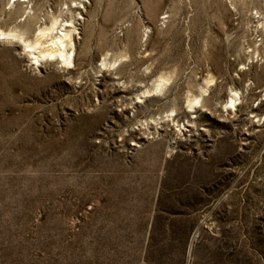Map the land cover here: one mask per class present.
Here are the masks:
<instances>
[{
    "label": "rangeland",
    "instance_id": "rangeland-1",
    "mask_svg": "<svg viewBox=\"0 0 264 264\" xmlns=\"http://www.w3.org/2000/svg\"><path fill=\"white\" fill-rule=\"evenodd\" d=\"M0 264H264V0H0Z\"/></svg>",
    "mask_w": 264,
    "mask_h": 264
},
{
    "label": "bare ground",
    "instance_id": "bare-ground-1",
    "mask_svg": "<svg viewBox=\"0 0 264 264\" xmlns=\"http://www.w3.org/2000/svg\"><path fill=\"white\" fill-rule=\"evenodd\" d=\"M44 33H45L44 30H40L39 31V34L41 36L42 35H45ZM68 35H69V32L68 31L62 32L56 38V40L54 42L55 48L52 49L50 52H47V54L50 55V56H58L59 58H62L63 61H65L66 63L71 64L72 63V54L66 48V45H68V44H66V38L68 37ZM69 39H70V37H69ZM28 46H30V45H28ZM31 47L33 49H37L38 46L37 47L36 46H31ZM38 53L40 55L41 51H39ZM39 55L36 56V59H38ZM236 96H237V93L234 92L233 97H236ZM234 101H235V99L234 98H231L230 102L232 104H234Z\"/></svg>",
    "mask_w": 264,
    "mask_h": 264
}]
</instances>
